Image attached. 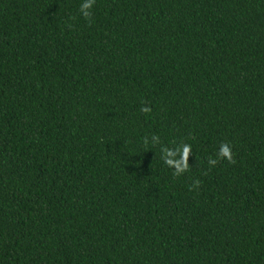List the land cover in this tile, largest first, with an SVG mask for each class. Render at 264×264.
<instances>
[{
  "label": "trees",
  "instance_id": "16d2710c",
  "mask_svg": "<svg viewBox=\"0 0 264 264\" xmlns=\"http://www.w3.org/2000/svg\"><path fill=\"white\" fill-rule=\"evenodd\" d=\"M82 2L0 0V264H264V0Z\"/></svg>",
  "mask_w": 264,
  "mask_h": 264
},
{
  "label": "clouds",
  "instance_id": "9594fccd",
  "mask_svg": "<svg viewBox=\"0 0 264 264\" xmlns=\"http://www.w3.org/2000/svg\"><path fill=\"white\" fill-rule=\"evenodd\" d=\"M95 2L96 0H83V2L80 4L79 7V11L81 15L89 22H91V18H92V12L90 10L93 8ZM141 112L149 113L151 112V108L145 105L141 108ZM152 140L154 143H159L158 136L153 135ZM144 144L145 145L148 144L147 137L144 138ZM177 151H179L180 154L179 160L174 159V157L177 155L176 151H173L171 148H168L166 146L161 148V152H162L161 159L164 161V163L167 166L174 169L173 172L174 176H180L189 169L188 157L189 154L192 152V148L190 144L183 143L182 145L179 146ZM222 159H226L229 163H233V164L236 162L232 151V146L228 142L222 141L220 143L219 150L217 152V158L209 157L208 164L210 166H215L219 162V160ZM199 184H200L199 180L194 181L192 186L190 187V190L193 188H198Z\"/></svg>",
  "mask_w": 264,
  "mask_h": 264
}]
</instances>
